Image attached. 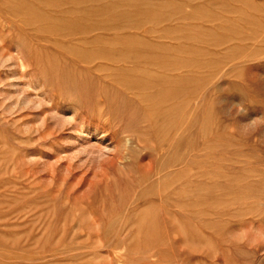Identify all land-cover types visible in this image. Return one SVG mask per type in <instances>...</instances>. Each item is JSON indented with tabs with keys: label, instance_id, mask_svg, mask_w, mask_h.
I'll use <instances>...</instances> for the list:
<instances>
[{
	"label": "rangeland",
	"instance_id": "rangeland-1",
	"mask_svg": "<svg viewBox=\"0 0 264 264\" xmlns=\"http://www.w3.org/2000/svg\"><path fill=\"white\" fill-rule=\"evenodd\" d=\"M60 1L0 0V264H264V0Z\"/></svg>",
	"mask_w": 264,
	"mask_h": 264
},
{
	"label": "bare ground",
	"instance_id": "bare-ground-1",
	"mask_svg": "<svg viewBox=\"0 0 264 264\" xmlns=\"http://www.w3.org/2000/svg\"><path fill=\"white\" fill-rule=\"evenodd\" d=\"M61 1H62V0H61ZM61 1H60V2H61ZM101 1H102V0H101ZM103 1H104V0H103ZM48 2H50V0H49V1L47 0V3H48ZM98 2H99V1H98ZM50 3H51V2H50ZM52 3H53V2H52ZM55 3H56V2H55ZM102 3H103V2H102ZM123 4H124V3H123ZM49 5H50V4H49ZM52 5H53V4H52ZM81 5H82V4H81ZM212 6H213V5H212ZM45 7H46V6H45ZM52 7H53V6H52ZM74 7H75V6H74ZM99 7H100V6H99ZM11 8H12V7H11ZM29 8H30V7H29ZM234 8H235V7H234ZM56 9H58V8H56ZM65 9H66V8H65ZM26 10H28V8H27ZM105 10H106V9H105ZM29 11H30V10H29ZM31 11H32V10H31ZM192 11H193V10H192ZM12 12H13V11H12ZM16 12H17V11H16ZM25 12H26V11H25ZM88 13H89V12H88ZM15 14H16V13H15ZM22 14H23V13H22ZM26 14H27V13H26ZM38 14H39V13H38ZM81 14H83V13H81ZM230 14H231V13H230ZM64 15H65V14H64ZM114 15H115V14H114ZM12 16H13V15H12ZM39 17H40V16H39ZM46 17H47V16H46ZM64 17H65V16H64ZM104 17H105V16H104ZM119 17H120V15H119ZM111 18H112V17H111ZM111 18H110V19H111ZM127 18H128V17H127ZM59 19H60V18H59ZM74 19H75V18H74ZM101 19H102V18H101ZM45 20H46V19H45ZM111 20H112V19H111ZM120 20H121V19H120ZM120 20H119V22H120ZM124 20H125V19H124ZM127 22H128V21H127ZM156 22H157V21H156ZM117 23H118V22H117ZM112 24H113V23H112ZM133 24H134V23H133ZM20 25H21V24H20ZM25 25H26V24H25ZM25 25H24V26H25ZM33 25H34V24H33ZM58 25H59V24H58ZM78 25H79V24H78ZM97 25H98V24H97ZM31 26H32V25H31ZM64 26H65V25H64ZM33 27H34V26H33ZM54 27H55V26H54ZM56 27H57V26H56ZM68 27H69V26H68ZM100 27H101V26H100ZM104 27H105V26H104ZM106 27H107V26H106ZM115 27H116V26H115ZM130 27H131V26H130ZM69 28H70V27H69ZM110 28H111V27H110ZM134 28H135V26H134ZM60 29H61V27H60ZM97 29H98V28H97ZM124 29H125V28H124ZM76 30H77V29H76ZM128 30H129V29H128ZM24 31H25V30H24ZM55 31H56V30H55ZM95 31H96V30H95ZM120 31H121V30H120ZM25 32H27V31H25ZM32 32H33V31H32ZM34 32H36V31H34ZM34 32H33V33H34ZM43 32H45V31H43ZM28 33H30V31H28ZM45 33H46V32H45ZM91 34H92V33H91ZM95 34H96V33H95ZM98 34H100V33H98ZM38 35H39V34H38ZM70 35H71V34H70ZM107 35H108V34H107ZM111 35H112V34H111ZM114 35H115V34H114ZM126 35H127V34H126ZM134 35H135V34H134ZM141 35H142V34H141ZM144 35H145V34H144ZM35 36H36V35H35ZM44 36H45V34H44ZM51 36H52V35H51ZM115 36H116V35H115ZM129 36H130V33H129ZM41 37H42V36H41ZM80 37H81V36H80ZM96 37H97V36H96ZM107 37H108V36H107ZM133 37H134V36H133ZM159 37H160V36H159ZM46 38H47V36H46ZM46 38H45V40H46ZM113 38H114V37H113ZM141 38H142V37H141ZM26 39H27V38H26ZM101 39H102V38H101ZM115 39H116V38H115ZM121 39H122V38H121ZM121 39H120V40H121ZM135 39H136V38H135ZM138 39H139V38H138ZM94 40H95V39H94ZM102 40H103V39H102ZM102 40H100V41H102ZM130 40H131V39H130ZM139 40H140V39H139ZM145 40H146V39H145ZM39 41H41V40H39ZM42 41H43V40H42ZM89 41H90V39H89ZM104 41H106V40H104ZM113 41H114V40H113ZM113 41H112V42H113ZM131 41H132V40H131ZM141 41H142V40H141ZM141 41H140V42H141ZM146 41H148V40H146ZM46 42H47V41H46ZM75 42H76V41H75ZM115 42H116V41H115ZM126 42H127V41H126ZM232 42H233V41H232ZM42 43H43V42H42ZM91 43H92V42H91ZM116 43H117V42H116ZM122 43H123V41H122ZM135 43H136V42H135ZM93 44H95V43H93ZM93 44H92V45H93ZM97 44H98V43H97ZM100 44H101V43H100ZM105 44H106V43H105ZM118 44H119V41H118ZM150 44H151V43H150ZM229 44H230V43H229ZM83 45H84V44H83ZM85 45H86V44H85ZM85 45H84V46H85ZM89 45H90V44H89ZM127 45H128V44H127ZM138 46H139V45H138ZM145 46H146V45H145ZM213 46H214V45H213ZM248 46H249V45H248ZM112 47H113V46H112ZM120 47H121V46H120ZM163 47H164V46H163ZM237 47H238V46H237ZM108 48H109V47H108ZM116 48H117V47H116ZM121 48H122V47H121ZM128 48H129V47H128ZM133 48H134V47H133ZM100 49H101V48H100ZM104 49H105V48H104ZM113 49H114V48H113ZM145 49H146V48H145ZM142 50H144V49H142ZM81 51H82V50H81ZM95 51H96V50H95ZM95 51H94V52H95ZM98 51H99V48H98V50H97V53H98ZM135 51H136V50H135ZM176 51H177V49H176ZM99 52H100V51H99ZM117 52H119V51H117ZM70 53H71V52H70ZM70 53H69V54H70ZM129 53H130V52H129ZM146 53H147V51H146ZM78 54H79V53H78ZM101 54H102V53H101ZM103 54H104V53H103ZM108 54H110V52H109ZM113 54H115V52H114ZM115 55H116V54H115ZM120 55H121V54H120ZM131 55H132V54H130V56H131ZM112 56H113V55H112ZM116 56H117V55H116ZM126 56H127V55H126ZM133 56H134V55H133ZM137 56H138V55H137ZM179 56H180V55H179ZM16 57H17V56H16ZM86 57H87V56H86ZM94 57H95V56H94ZM103 57H105V56H103ZM113 57H114V56H113ZM139 57H140V56H139ZM100 58H101V56H100ZM110 58H111V57H110ZM114 58H116V57H114ZM137 58H138V57H137ZM145 58H146V57H145ZM105 59H106V57L104 58V60H105ZM121 59H122V58H121ZM161 59H162V58H161ZM161 59H160V60H161ZM249 59H250V58H249ZM90 60H91V58H90ZM102 60H103V59H102ZM104 60H103V61H104ZM106 60H107V59H106ZM123 60H124V59H123ZM140 60H141V59H140ZM148 60H149V59H148ZM151 60H152V59H151ZM84 61H85V60H84ZM94 61H95V60H94ZM96 61H97V60H96ZM103 61H102V62H103ZM111 61H113V60H111ZM111 61H110V62H111ZM128 61H129V60H128ZM132 61H133V60H132ZM136 61H137V60H136ZM145 61H146V60H145ZM169 61H170V60H169ZM173 61H174V60H173ZM233 61H234V60H233ZM85 62H86V61H85ZM99 62H100V61H99ZM104 62H105V61H104ZM108 62H109V61H108ZM152 62H153V61H152ZM106 63H107V62H106ZM114 63H115V62H114ZM129 63H130V62H129ZM176 63H177V62H176ZM230 63H231V62H230ZM97 64H98V63H97ZM136 64L138 65L139 63L136 62ZM148 64H149V63H148ZM151 64H152V63H151ZM242 64H243V63H242ZM108 65H110V64H108ZM108 65H107V66H108ZM111 65H112V64H111ZM115 65H116V64H115ZM145 65H146V64H145ZM20 66H21V65H20ZM102 66H103V64H102ZM113 66H114V65H113ZM113 66H111V67H113ZM118 66H119V65H118ZM129 66H130V64H129ZM132 66H133V65H132ZM135 66H136V65H135ZM135 66H134V67H135ZM160 66H161V65H160ZM173 66H174V64H173ZM91 67H92V65H91ZM93 67H94V66H93ZM95 67H96V66H95ZM108 67H109V66H108ZM120 67H121V66H120ZM142 67H143V66H142ZM142 67H137V70H138V68L140 69V68H142ZM153 67H154V66H153ZM183 67H184V66H183ZM196 67H197V66H196ZM75 68H76V67H75ZM104 68H105V66H104ZM104 68H103V69H104ZM129 68H131V67H129ZM150 68H151V67H150ZM190 68H191V67H190ZM192 68H193V67H192ZM101 69H102V68H101ZM106 69H107V68H106ZM108 69H109V68H108ZM110 69H111V68H110ZM142 69H146V68H142ZM147 69H148V68H147ZM163 69H164V68H163ZM25 70H26V69H25ZM87 70H88V69H87ZM127 70H128V69H127ZM133 70H135V68H133ZM140 70H141V69H140ZM148 70H149V69H148ZM188 70H189V69H188ZM198 70H199V69H198ZM173 71H174V70H173ZM64 72H65V71H64ZM91 72H92V71H91ZM104 72H105V71H104ZM131 72H132V70H131ZM131 72H129V73L132 74ZM147 72H148V71H147ZM150 72H151V71H150ZM21 73H22V72H21ZM122 73H123V72H122ZM129 73H128V75H129ZM133 73H134V72H133ZM92 74H93V73H92ZM94 74H95V72H94ZM94 74H93V75H94ZM96 74H97V73H96ZM96 74H95V75H96ZM139 74H140V73H139ZM141 74H143V73H141ZM141 74H140V75H141ZM146 74H147V73H146ZM132 75H133V74H132ZM132 75H131V77H132ZM123 76H124V75H123ZM135 76H136V75H135ZM138 76H139V75H138ZM155 76H156V75H155ZM164 76H165V75H164ZM167 76H168V75H167ZM167 76H166V77H167ZM129 77H130V75H129ZM136 77H137V76H136ZM139 77H141V76H139ZM97 78H98V77H97ZM107 78H108V77H107ZM109 78H110V77H109ZM109 78H108V80H109ZM125 78H127V77H125ZM134 78H135V77H134ZM148 78H149V77H148ZM176 78H177V77H176ZM100 79H101V78H100ZM135 79H136V78H135ZM177 79H179V78H177ZM180 79H181V78H180ZM180 79H179V80H180ZM98 80H99V79H98ZM119 80H120V79H119ZM124 80H127V79H124ZM128 80H129V79H128ZM131 80H132V79H131ZM144 80H145V79H144ZM146 80H147V79H146ZM159 80H160V79H159ZM166 80H167V79H166ZM69 82H70V81H69ZM100 82H101V81H100ZM104 82H105V80H104ZM124 82H125V81H124ZM129 82H130V81H129ZM119 83H120V82H119ZM121 83H122V81H121ZM131 83H132V82H131ZM138 83H139V82H138ZM167 83H168V82H167ZM68 84H69V83H68ZM122 84H123V83H122ZM139 84H140V83H139ZM147 84H149V83H147ZM162 84H163V82H162ZM66 85H67V84H66ZM128 86H131V85H128ZM162 88H163V87H162ZM177 88H178V87H177ZM122 89H123V88H122ZM124 89H126V88L124 87ZM135 89H136V88H135ZM145 89H146V88H145ZM101 91H102V90H101ZM128 91H129V90L127 89V92H128ZM134 91H135V90H134ZM146 91H147V90H146ZM125 92H126V91H125ZM177 92H179V91H177ZM90 93H91V92H90ZM90 93H89V95H90ZM107 93H108V92H107ZM103 94H104V93H103ZM176 94H177V93H176ZM109 95H110V94H109ZM120 95H122V94H120ZM147 95H148V94H147ZM147 95H146V96H147ZM97 96H98V95H97ZM124 96H125V95H124ZM135 96H136V95H135ZM95 97H96V95H95ZM106 97H107V96H106ZM125 97H126V99L124 98L125 100H128V99H129V98L127 99V96H125ZM129 97H130V96H129ZM142 97H143V96H142ZM175 97H176V96H175ZM96 98H97V97H96ZM110 98H111V97H110ZM149 98H150V97H149ZM99 99H100V98H99ZM106 99H107V98H106ZM112 99H113V98H112ZM138 99H139V97H138ZM138 101H139V100H138ZM106 102H107V101H106ZM114 102H115V101H114ZM122 102H124V101H122ZM108 103H110V102H107V104H108ZM135 103H136V102H135ZM135 103H134V104H135ZM110 104H111V103H110ZM116 104H117V102H115V105H116ZM121 104H123V103H121ZM129 104H130V103H129ZM118 105H119V104H118ZM101 106H102V105H101ZM125 106H126V105H125ZM107 107H108V106H107ZM121 107H122V106H121ZM126 107H127V106H126ZM126 107H125V108H126ZM123 108H124V107H123ZM125 108H124V109H125ZM131 108H132V107H131ZM116 110H117V109H116ZM125 110H126V109H125ZM131 110H132V109H131ZM131 110H130V111H131ZM126 111H127V110H126ZM130 111H129V112H130ZM129 112H128V113H129ZM131 112H132V111H131ZM130 114H131V113H130ZM130 114H129V115H130ZM132 116H133V114H132ZM140 121H141V120H140ZM103 124H104V123H103ZM163 126H164V125H163ZM173 127H174V126H173ZM179 130H180V129H179ZM161 131H162V130H161ZM84 135H85V134H84ZM132 136H133V135H132ZM139 136H140V134H139ZM84 137H85V136H84ZM142 143H143V141H142ZM142 143H140V144H142ZM143 145H144V144H143ZM146 149H147V148H146ZM142 152H143V151H142ZM144 155H145V154H144ZM188 157H189V156H188ZM179 167H180V166H179ZM174 171H175V170H174ZM175 173H176V172H175ZM176 174H177V173H176ZM167 177H168V176H167ZM156 182H157V181H156ZM174 184H175V183H174ZM176 184H177V183H176ZM178 187H179V186H178ZM174 190H175V189H174ZM174 195H175V194H174ZM156 203H157V202H156ZM158 208H159V207H158ZM147 210H148V209H147ZM182 210H183V209H182ZM170 211H171V210H170ZM176 218H177V217H176ZM120 221H121V220H120ZM133 221H134V220H133ZM171 221H172V220H171ZM96 222H97V221H96ZM118 225H119V224H118ZM97 226H98V225H97ZM117 228H118V227H117ZM123 232H124V231H123ZM132 233H133V232H132ZM135 234H136V233H135ZM123 235H124V234H123ZM130 236H131V235H130ZM126 237H127V236H126ZM53 256H54V255H53ZM48 259H49V258H48Z\"/></svg>",
	"mask_w": 264,
	"mask_h": 264
}]
</instances>
